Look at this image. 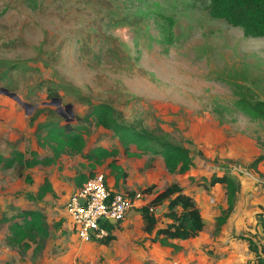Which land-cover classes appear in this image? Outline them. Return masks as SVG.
Here are the masks:
<instances>
[{
    "label": "rangeland",
    "instance_id": "374dc122",
    "mask_svg": "<svg viewBox=\"0 0 264 264\" xmlns=\"http://www.w3.org/2000/svg\"><path fill=\"white\" fill-rule=\"evenodd\" d=\"M208 7L207 0H0V73L7 72L0 88L37 106L25 110L0 95V154L10 156V144L15 143L28 157L36 148L35 123L63 125L71 119L68 123L75 126V117L88 110L84 103L88 99L111 104L128 124L167 133L170 140L187 147L194 160L202 159L193 168L196 176H171L160 157L127 156L112 132L85 125L89 130L85 151L98 146L116 151V163L128 173L127 180L114 187L107 167L111 159L95 169L113 193H139L140 205L145 206L170 184L179 185V179L209 181L214 172H221L220 166L225 173L252 174L249 179L264 189V160L258 165L263 173L249 167L264 156V121H249L234 104L238 93L264 101V38L245 36L240 28L213 18ZM169 31L172 45L165 52L162 40ZM53 91L61 106L42 105ZM69 104L74 119L64 109ZM36 110L39 118L30 123ZM207 135L217 140L207 145L213 154L221 153L217 151L222 146L223 152L241 150L228 135L249 144L223 165L217 156L205 159L199 141ZM203 161L206 164L200 167ZM77 171L89 172V167L76 155L62 156L59 165L25 170L32 183L0 166V215L9 218L22 209H40L50 228L45 249L35 255L34 245L25 252L11 246L8 224L0 225V264H104L84 252L87 244H80L73 231L68 234L52 210L64 208L63 191L73 187ZM44 179L65 187L60 185L55 199L48 195L29 201L25 195H35ZM240 179L246 183L245 177ZM146 187L155 190L144 196L140 191Z\"/></svg>",
    "mask_w": 264,
    "mask_h": 264
},
{
    "label": "trees",
    "instance_id": "16d2710c",
    "mask_svg": "<svg viewBox=\"0 0 264 264\" xmlns=\"http://www.w3.org/2000/svg\"><path fill=\"white\" fill-rule=\"evenodd\" d=\"M207 2L209 3V14L213 18L240 28L245 36L264 38V0H207ZM167 24L171 28L173 22L168 20ZM162 44L163 50L166 52L172 45L171 31L165 34ZM6 75L7 72L0 73V80L5 79ZM79 96L81 97V95ZM48 97L50 101L54 98L59 99L56 91L48 93ZM84 100L88 110L84 116L75 117V126L66 121L63 125L51 121L35 123V150L29 151V156L26 157L23 152L17 149L15 143H11L10 156L5 157L0 154L1 168L14 169L17 177H24L27 183H32L30 177L23 174L25 170L59 165L62 156L76 155L87 162L89 167V172L77 171L73 177L75 189H78L95 175L94 171L97 167L103 166L107 159H111L107 167L114 187L119 182L124 183L128 178V173L116 163V151H110L102 146L85 151L84 135H87L88 126L102 129L104 132H112L123 145L122 153L127 156L151 154L160 157L166 172L171 176L184 175L194 168L195 163L191 151L184 145L170 140L167 133L158 129L150 131L141 128L137 123H126L123 114L107 102L94 103L88 99ZM234 104L236 109L249 121H264V101H251L245 95L238 93V99ZM39 112V110L34 112L30 117V123H34L39 118ZM45 149H48L50 153ZM39 152L47 154L40 156ZM263 160L264 156H260L254 159L249 167L256 170ZM59 168L63 170L62 167ZM208 185L224 187L228 205L227 213H229L233 208L239 185L228 175L216 173L210 176ZM154 190L155 187H146L140 192L146 196L152 194ZM48 194L52 197L55 196L51 183L48 179H44L43 183L38 186L35 195L26 194L25 197L34 202L41 201ZM127 195L133 199L136 193L130 192ZM161 206H164L162 213L150 211L151 208L156 209ZM139 211L144 225V233L152 236V242H159L161 245L171 248L177 249L169 241L193 239L204 229L201 210L197 203L191 195L184 192L175 183L157 193L147 205L141 206ZM47 221L46 214L40 209H22L15 216L9 218L0 215V225L8 224L7 229L10 236L7 237V240L9 244L18 247L22 252L31 249L34 245L35 255L42 254L50 237ZM217 224H221L219 219H217ZM102 226L111 231L117 225L112 226L108 222H104ZM113 239L114 237L110 236L99 243L107 246Z\"/></svg>",
    "mask_w": 264,
    "mask_h": 264
},
{
    "label": "crops",
    "instance_id": "0c3cea01",
    "mask_svg": "<svg viewBox=\"0 0 264 264\" xmlns=\"http://www.w3.org/2000/svg\"><path fill=\"white\" fill-rule=\"evenodd\" d=\"M227 137L233 139L231 142L239 143L238 145L241 147V150L231 152V148H229V152H223L221 151L222 146L217 151L221 153L213 154L207 148V145L209 143L215 145L217 140L212 141L209 139L210 136H208L203 141H199L202 148H204L205 159L213 161L216 160L215 157L217 156L223 160L221 164L227 165L225 162L227 159L236 156L238 154L236 152H241L246 147L245 143L247 142H245L246 140L244 138H236L232 135H228ZM236 159L238 158H233L232 160ZM201 160L199 158L194 160L195 167L197 166V162L199 163ZM204 162L206 161H203L200 167L206 164ZM232 163H229V167ZM219 170L221 172L217 173L218 175L226 174L239 182L236 199L229 213H227L228 205L225 189L222 185L210 187L208 180L202 181L201 183H196L194 180H178L179 186L184 192L193 197L201 210L204 229L197 237L185 241H169L177 249L161 245L159 242H152V236L145 234L143 231L144 225L139 211L142 201L138 200L135 202L134 207L127 213L124 221L111 229L114 239L107 246L99 242L86 243L87 245H84L85 248L83 247L86 250L84 252L87 255L95 254V256H98V260L101 259L104 264L264 263V189L260 190L258 186L253 184L255 181L249 179L252 175L250 173L239 176L233 172L225 173L226 170L222 166H220ZM254 172L263 173L259 166ZM193 174L195 176L197 174L194 169L186 173L185 176L191 177ZM241 176L245 177V188L242 187L244 184H241ZM110 179L112 180V178ZM52 183L51 185L55 196L48 195L52 199H55L56 195L62 190L61 186H65L59 182ZM73 190H75L74 183L72 188L63 191L65 201L73 193ZM52 210L56 212V216L62 218L63 228L70 234L69 231H73V229L65 209L58 210L54 207ZM155 210L157 213H162L164 206L156 208ZM217 219L221 221V224H217ZM66 222H68V227ZM66 228H68V231ZM72 233L75 236V232L73 231Z\"/></svg>",
    "mask_w": 264,
    "mask_h": 264
},
{
    "label": "built area",
    "instance_id": "2783aa9c",
    "mask_svg": "<svg viewBox=\"0 0 264 264\" xmlns=\"http://www.w3.org/2000/svg\"><path fill=\"white\" fill-rule=\"evenodd\" d=\"M141 195L136 193L130 199L125 193H112L102 174H95L80 188L75 189L65 203V212L80 244L99 242L112 236V231L102 224L114 222L119 225L134 207ZM150 211H156L150 209Z\"/></svg>",
    "mask_w": 264,
    "mask_h": 264
},
{
    "label": "water",
    "instance_id": "95a60500",
    "mask_svg": "<svg viewBox=\"0 0 264 264\" xmlns=\"http://www.w3.org/2000/svg\"><path fill=\"white\" fill-rule=\"evenodd\" d=\"M0 95H4L8 98H11L12 100H14L20 107H22L23 109H29V110H35L37 108V106H32L30 104H27V103H24L22 102L19 97L14 94V93H11L9 92L7 89L5 88H0ZM62 102L60 99L58 98H54L52 99L51 101H49L48 103H43L42 105H45V106H54L56 108H58L59 106H61ZM64 109L65 111L72 117V119H74V114H72V105L69 104V105H66L64 106ZM60 110V109H59ZM26 115H28V112L26 113ZM71 121V119H66V122H69ZM111 224H114L113 221H109Z\"/></svg>",
    "mask_w": 264,
    "mask_h": 264
},
{
    "label": "clouds",
    "instance_id": "9594fccd",
    "mask_svg": "<svg viewBox=\"0 0 264 264\" xmlns=\"http://www.w3.org/2000/svg\"><path fill=\"white\" fill-rule=\"evenodd\" d=\"M112 225V224H111ZM113 226V225H112ZM115 226V225H114Z\"/></svg>",
    "mask_w": 264,
    "mask_h": 264
}]
</instances>
